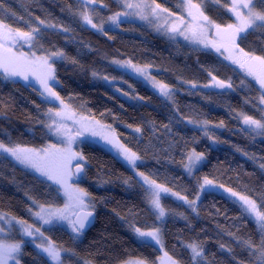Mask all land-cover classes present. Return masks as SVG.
<instances>
[{
	"label": "trees",
	"instance_id": "16d2710c",
	"mask_svg": "<svg viewBox=\"0 0 264 264\" xmlns=\"http://www.w3.org/2000/svg\"><path fill=\"white\" fill-rule=\"evenodd\" d=\"M254 2L257 11L264 10L258 0ZM156 3L168 13L180 14L179 0ZM192 3L222 26L233 23L227 12L229 0ZM0 5V20L13 29L28 31L36 26L37 18L57 25V30L44 29L43 47H35L44 53L55 46L68 57L55 64L56 90L75 113L114 129L120 142L141 156L138 171L190 200L198 193L200 182L208 178L254 199L264 211V137L257 138L241 126L243 115L264 122L257 104L262 94L241 71L211 51L167 40L134 22H123L115 30L93 31L81 23L77 0H0ZM96 5L106 8L104 17L119 9L112 0H96ZM241 35L246 39L237 41L240 48L264 55V30ZM111 60L150 69L152 77L167 84L174 96L169 101L162 99L142 83L138 73L121 71ZM209 72L217 80H230L233 87L224 92L200 88L212 80ZM93 74L107 77L112 85L95 82ZM51 106L35 87L6 81L0 71V143L36 149L53 143L44 115ZM202 122L210 128L192 126ZM136 127L141 132L134 131ZM191 151L203 154L204 162L187 175L184 165ZM76 152L86 161L77 185L94 201L95 219L79 238L63 228L47 230L48 239L71 253L63 264H121L130 259L158 264L164 252L177 264H193L191 243L204 251L198 264H250L253 258L243 241L250 239L258 245L264 239V232L236 204L212 192L197 200L195 212L166 197L162 204L168 215L161 226L148 209L140 178L109 150L81 140ZM33 200L49 207L63 205L54 184L0 155V215L30 222L28 209ZM132 225L142 230L161 226L163 248L140 241ZM18 243L20 264H50L32 242L19 238Z\"/></svg>",
	"mask_w": 264,
	"mask_h": 264
},
{
	"label": "snow or ice",
	"instance_id": "6c2138e0",
	"mask_svg": "<svg viewBox=\"0 0 264 264\" xmlns=\"http://www.w3.org/2000/svg\"><path fill=\"white\" fill-rule=\"evenodd\" d=\"M81 11L78 13L83 22L91 25L92 28H97L98 24L94 22L90 13L96 12V0H78ZM120 6L124 11H118L108 19L118 24L120 17L138 16L141 20H149V22H159L163 20L164 24L170 26L165 31L178 33L183 35L186 40H190L194 44L201 45L203 48L214 49L216 53L223 57L224 60L229 61L231 64L238 66L247 77H252L256 84L259 85L260 90H264V55H256L250 51H245L240 48L237 41L246 39L249 30H264V10L257 11V3L254 0H232L229 11L235 17L233 23L225 26L211 20L207 15L201 11L197 4L192 3V0H179L178 7L187 12V20L177 18L176 21L170 20L171 13L168 17H162L161 13L167 9H161L160 4L156 0L151 3L148 0H118ZM227 3V0H225ZM258 3L264 5V0H258ZM103 6V5H102ZM3 5H0L2 8ZM159 10V11H158ZM151 18V19H150ZM38 23L36 26L30 27L28 31H20L13 29L7 23L0 20V70L3 71L6 77H21L24 81L29 80V76L35 78L40 86V95L44 102L53 105L47 109L44 115L47 117L45 126L50 133L56 136L66 137L63 148H57L55 145H48L45 148H25L19 145H6L0 143V154H6V157H11L14 161L23 165L26 168L34 170L41 177L46 178L53 184L58 185L63 189L64 195L68 198L70 203H66L64 208L52 209L46 207L44 204L36 200L32 201L34 207H29L28 211L34 217V223L42 222L43 225H53L58 221H68L71 225V230L76 236H80L85 227L91 223L90 217H93V210L95 207L94 201L90 198L89 193L84 189L73 187L69 181L74 175L78 176L84 173L86 165L85 157L82 153L73 151L72 144L75 141V136L72 135L70 129L65 121L71 119L74 124H79L76 129V136L82 135L84 131L91 132L92 136H99L108 145H111L117 150V154L123 158L128 166L137 170L139 165L138 161L142 158L137 152L121 143L119 138L115 135V130L110 126L103 125L100 121H90L88 117L80 116L71 109L70 105L65 102L56 90L59 81L56 77L55 64L57 60H67L65 52L62 49H53L47 51L45 55L37 56L35 52L31 55L25 52L13 51L17 43L23 41L28 48L43 45L44 29H56L57 25L46 22L45 20L37 18ZM41 25L43 28H41ZM159 27V25H158ZM215 30L212 39H209V33ZM63 32H68V28H61ZM100 30H103L102 27ZM75 62V61H73ZM113 63L118 64L120 67L133 68L137 73L144 75L148 78V74L144 69L138 68L131 63V61L121 62L114 60ZM215 85L219 88L233 87L231 81L228 82L217 80L216 76L209 72ZM107 79V77H105ZM243 84L244 81H241ZM153 86L159 91L160 96L166 100H171L174 96L172 89L164 83L153 81ZM196 88L195 83L192 84ZM205 87H208L206 85ZM56 102L59 103V109L55 108ZM261 103H264V92L261 95ZM191 122V121H189ZM206 123V122H205ZM243 123L248 126L246 129L249 132L257 135H264V122L261 120L253 119L248 115H243ZM108 128L107 132L103 130ZM136 132H141L140 127L134 129ZM5 157V158H6ZM204 159L203 154H198L195 151L186 154L187 162L184 165L185 171L191 174L197 165ZM77 161L74 165L76 172L71 170L73 167L72 161ZM80 161H85L84 164ZM136 175L140 177L141 187L143 188L144 196L147 202L149 211L154 215L155 219L160 222L161 226L168 212L162 204V200L167 195L177 197L179 200L184 201L192 211H196V203L199 195L207 191L206 186L213 185V181L204 178L203 184L199 186V191L194 199H189L187 195H181L179 192L172 191V188L165 183H158L156 179L150 178L142 171H136ZM127 183V181H126ZM225 191L231 192V195L238 197L242 201V209L244 213L253 215L259 222V228L264 232V211L258 208L257 202L246 195H239L237 192L226 188ZM74 210L69 214V207ZM264 208V204L261 205ZM0 221H4L9 225L18 224L21 226L23 236L29 237L35 243V246L46 254L50 264H63L64 258L67 257V251L57 246L53 241L44 235L40 226L34 227L23 219L16 217H9L7 214L0 215ZM153 226L151 230H142L141 227L132 225L135 234L144 240L154 242L155 245L163 248L162 227ZM4 229L0 228V232ZM245 246L249 249L250 255L253 258L250 264H264V239H261L258 245L253 241H243ZM191 251V259L193 264H198V258L204 257L203 249L196 243L188 245ZM21 252V243L5 244L0 243V264H9L10 260H14L15 264H20L17 259V254ZM90 264V262H86ZM128 264H148L147 260L139 259L129 261ZM162 264H177V261L164 252Z\"/></svg>",
	"mask_w": 264,
	"mask_h": 264
},
{
	"label": "rangeland",
	"instance_id": "374dc122",
	"mask_svg": "<svg viewBox=\"0 0 264 264\" xmlns=\"http://www.w3.org/2000/svg\"><path fill=\"white\" fill-rule=\"evenodd\" d=\"M78 1V0H77ZM113 3L119 7L118 11H124V9L120 6L118 0H112ZM149 3L152 2V0H148ZM231 3H232V0H229V5L227 7H230L231 6ZM95 8H96V12L94 13H90L92 15V18L94 20V22H96L98 24V27L97 28H92L91 25H87L85 24L84 22L81 21V23L85 26H87L88 28L92 29L93 31H100V28H109V29H112V30H115L118 28V25L121 24V23H125V22H134V23H137V24H141V25H144L145 27H147L149 30L152 31V33L156 34V35H159L167 40H174V41H179L183 44H186L188 46H192V47H196L198 49H203V50H208V51H211L214 55H216L220 60H222L223 62H225L226 64L230 65L233 69H236V70H239L241 71V73L243 75H245V73L240 70L238 68V66L236 65H233L231 64L229 61L227 60H224L222 56H220L218 53L215 52L214 49H211V48H208V49H205L203 48L201 45H198V44H194L192 43L190 40H186L184 38L183 35H179L178 33H173V32H170V31H165L166 28H168L170 25L169 24H164L163 23V20L159 21V22H149V20H141L138 16H135V15H132V16H128V17H120V23L118 24H114L112 23L108 18L110 16H112L113 14L111 15H108L107 17H104L103 15V12H105V7H101V6H98V5H95ZM162 9V8H161ZM180 9V14L178 15H174L172 14L171 17H170V20L172 21H176L177 18H181V19H185L187 20V12L186 11H183V14H182V9L179 7ZM227 10V8H225ZM117 11V12H118ZM159 11V10H158ZM227 12L229 13V15L231 16V18L233 19V22L235 20V17L232 15V13L229 11V9L227 10ZM116 12H114L115 14ZM161 16L162 17H168V12H163L161 13ZM151 19V18H150ZM159 25V27H158ZM57 30V29H56ZM60 30V29H59ZM61 31V30H60ZM215 34V30L213 29L212 32L209 33V39H212L213 36ZM243 34V33H242ZM13 51L14 52H17V54L19 52H25L29 55H31L32 52H35L37 56H40V55H45L46 52L44 53H38L34 48H28V46L26 44H24L23 41H20L19 43L16 44V46L13 48ZM57 61H60V60H57ZM114 60H111V64H113L115 67H118L119 69H121V71H124V72H131L133 74H137V72L131 68V67H128V68H124V67H119L118 64H115L113 63ZM125 62V61H124ZM136 66V65H135ZM138 68H141V69H144L147 74H148V78H146L144 75H140V78H141V81L142 83L148 87L152 92H154L156 95H158L159 97H161L162 99L166 100L164 97L160 96L159 94V91L156 87L153 86V81H157L155 80L152 75H151V70L148 69V68H144V67H140V66H136ZM3 74V78L6 80V81H18V82H21L23 84H26V85H31L33 87H35L38 92L40 93V86H39V83L35 80L34 77H32L31 75L29 76V80L26 82L24 81L21 77H6L5 74L3 73L2 70H0ZM246 76V75H245ZM92 78L95 82H101L103 84H106V85H112V81L109 80V79H105V77H99L97 75H92ZM258 88H259V85L256 84V82L254 81V79L252 77H248ZM208 87H205V86H202L200 88L202 89H205V90H212V91H216V92H224V91H229L230 89L228 88H219L215 85V81L213 80H210V82L207 84ZM173 91V90H172ZM260 93L262 94V92H264V90H260ZM117 92V91H115ZM120 94V93H119ZM121 96L125 97V95L123 94H120ZM40 98L43 100V98L41 97L40 95ZM44 101V100H43ZM166 101H169V100H166ZM258 106L260 107L261 109V112L262 114L264 115V103H261V98L258 100ZM55 107L56 109H59V103L56 102L55 104ZM77 114V113H76ZM80 116L82 115H79L77 114V118H79ZM86 117V116H85ZM89 118V117H88ZM90 121H96L94 119H91L89 118ZM66 125L72 129V135L75 136V141L74 143L72 144V149L73 151L76 152V147L79 145V143L81 142V140H84L86 142H89V143H93V144H97V145H100L102 146L103 148L109 150L118 160H120L125 166H127L135 175H136V171L138 170H133L131 169L128 164L126 163V161L123 160L122 157H120L118 154H117V150L115 148H113L111 145H108L104 140H102L99 136H92L91 135V132L89 131H84L82 133V135L80 136H76V129L79 128V124H74L73 121L71 119L65 121ZM104 125V124H103ZM194 125V127L196 128H200V129H208L210 128L209 127V124L207 125L206 123L202 122V123H194L192 124V126ZM106 126V125H105ZM241 126L244 128V129H247L248 126L245 125L243 123V117H241ZM214 127V126H213ZM111 128V127H110ZM217 130H220L221 127H215ZM112 129V128H111ZM104 132H107L108 131V128L106 127L104 130ZM252 133V132H251ZM51 134V137L53 138V143L49 144V145H55V147L57 148H63L66 146L65 144V140H66V137L64 136H56L55 134L53 133H50ZM254 136H256L257 138H260V137H264V135H257L255 133H252ZM116 135V134H115ZM212 144H215V142H212ZM218 144V143H217ZM48 146V145H47ZM45 146V147H47ZM43 147V148H45ZM25 148H29V147H25ZM40 149V148H39ZM193 152V151H191ZM2 155L3 157H6V154H0ZM7 159L11 160L13 163H15L17 166L21 167L22 169L28 171V172H31L32 174H34L35 176L41 178L42 180L44 181H47L49 183H52L51 181H48L46 178L44 177H41L38 173H36L34 170L32 169H29V168H26L24 167L23 165H20L19 163H17L16 161H14L10 156L9 157H6ZM187 162V161H186ZM204 162V159L197 165V168L198 169ZM77 163V161H72V164L73 166ZM80 163L84 164L83 161H80ZM138 165L141 164V161H138L137 162ZM195 169V170H196ZM72 170V169H71ZM194 170V171H195ZM73 171V170H72ZM193 171V172H194ZM192 172V173H193ZM184 173L187 174V175H191L189 174L188 172L185 171V168H184ZM137 176V175H136ZM138 178H140L139 176H137ZM77 180L74 176L73 178L69 181L70 184L73 185V187H78L80 188L78 185H77ZM53 184V183H52ZM203 184V180L200 182L199 186ZM55 185V184H54ZM57 187V189L59 190L61 196H62V199H63V205L61 207H51L52 209H56V208H64L65 204L66 203H70L68 201V198L64 195V192H63V189H60L58 185H55ZM207 187V191L203 192L202 194L199 195V198L206 192H212V193H215L225 199H227L228 201L236 204L242 211V201H240L238 199V197H234L231 195V192H228V191H225L226 188L222 187V186H219L215 183H213V185H210V186H206ZM199 191V190H198ZM166 197H171L173 200L177 201V202H180V203H184V201L182 200H179L177 197H174V196H171L170 194L167 195ZM185 204V203H184ZM34 207V206H33ZM46 207H49V206H46ZM74 210L73 207H69L68 209V212L69 214H71V212ZM244 212V211H243ZM248 219L261 231V229L259 228V222L256 220V218L253 216V215H250V214H246L244 213ZM29 216H30V222H28L29 224H33L34 227L36 226H40L41 227V230L44 232V235L47 237L46 233H47V230H51L53 229L54 227H58V228H63L71 233L72 230H71V225L68 223V221H58V222H55L53 225H43L42 222H37V223H34V217L32 216L31 213H29ZM167 217V215H166ZM165 217V218H166ZM165 220V219H164ZM0 228H3L4 231L3 232H0V243H5V244H11V243H18V239L21 238L22 240L24 241H28V242H32L34 245L35 243H38L39 241H36L35 243L32 241L31 238L29 237H26V236H23L22 234V229H21V226L18 225V224H14L13 222V225H9L8 223L4 222V221H0ZM75 238H79L76 236V234L74 233L73 235ZM137 236V235H136ZM138 237V236H137ZM139 238V237H138ZM140 241H144V239L140 238L139 239ZM40 250V249H39ZM41 251V250H40ZM20 254V253H19ZM19 254H17V259H19ZM71 253L69 251H67V255H70ZM43 255L47 258L46 254L43 253ZM164 258V257H163ZM161 258V261H159L158 264H162V259ZM48 259V258H47ZM49 260V259H48ZM133 260H139V259H130L126 262H123L121 264H128L129 261H133ZM50 262V261H49ZM9 264H15V261L14 260H10L9 261ZM149 264V263H148Z\"/></svg>",
	"mask_w": 264,
	"mask_h": 264
},
{
	"label": "water",
	"instance_id": "95a60500",
	"mask_svg": "<svg viewBox=\"0 0 264 264\" xmlns=\"http://www.w3.org/2000/svg\"><path fill=\"white\" fill-rule=\"evenodd\" d=\"M76 172V169L74 168L73 169V173H75ZM82 176H83V174H80V175H78V176H76V175H74V177L76 178V179H80V178H82ZM90 220H91V223H89L86 227H85V229L83 230V232H82V234H85L92 226H93V223H94V219H95V214L93 213V217H90L89 218ZM81 234V235H82Z\"/></svg>",
	"mask_w": 264,
	"mask_h": 264
},
{
	"label": "flooded vegetation",
	"instance_id": "af4514ba",
	"mask_svg": "<svg viewBox=\"0 0 264 264\" xmlns=\"http://www.w3.org/2000/svg\"><path fill=\"white\" fill-rule=\"evenodd\" d=\"M74 168H75V167L73 166V167H72V170H73Z\"/></svg>",
	"mask_w": 264,
	"mask_h": 264
}]
</instances>
